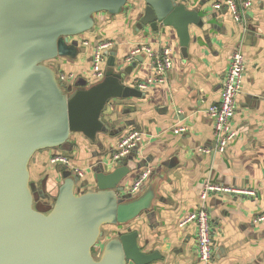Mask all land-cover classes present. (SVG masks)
Segmentation results:
<instances>
[{
  "label": "crops",
  "instance_id": "crops-1",
  "mask_svg": "<svg viewBox=\"0 0 264 264\" xmlns=\"http://www.w3.org/2000/svg\"><path fill=\"white\" fill-rule=\"evenodd\" d=\"M218 1L186 0V7L197 9L205 20L202 26H189L185 54L174 28L159 25L152 31L149 26H139L145 3L130 0L121 13L95 14L92 30L77 36L74 59L53 60L56 70L76 75L73 89L89 88L104 80L90 84L87 74L95 44L108 40L118 69L135 63L124 80L125 85L132 86L151 74L143 55L127 62L136 45L148 44L156 51L167 46L171 50L172 65L163 82L142 90L140 97H115L107 102L100 115L104 128L99 131L102 138L106 137L105 144H87L95 143L99 134L93 141L87 138L80 142L74 133L70 152L39 151L29 166L30 173L37 174L36 184L48 178L46 191L50 194L62 181L58 173L62 165L51 164L49 159L63 153L71 166L84 172L77 187L93 188V168L101 163L113 170L117 165L110 162V156L117 141L130 130L140 131L139 145L121 159L133 161L135 168L120 185L128 193L134 180L149 170L138 191L152 187V209L123 226L113 225L107 238L117 232L137 231L142 249L158 251L161 256L149 264H205L197 254L195 224L180 222L202 203L200 195L206 183L254 192V196L211 192L205 199L212 225L210 264H264V221L254 222L264 214V0H252L242 22H236L225 7L214 8ZM235 49L245 58L241 91L231 117L236 136L223 153H218L207 109L218 100ZM108 59L106 55V67ZM179 128L184 130L175 131ZM45 201L49 204L52 199Z\"/></svg>",
  "mask_w": 264,
  "mask_h": 264
},
{
  "label": "water",
  "instance_id": "water-1",
  "mask_svg": "<svg viewBox=\"0 0 264 264\" xmlns=\"http://www.w3.org/2000/svg\"><path fill=\"white\" fill-rule=\"evenodd\" d=\"M128 1L0 0V264H149L161 258L142 249L137 231L105 236L106 226H123L152 209L151 186L130 194L120 185L133 161L120 160L113 170L96 165L94 186L84 190L73 171L60 168L62 181L50 194L48 178L38 190L29 167L39 151L70 152L74 133L95 140L111 98L142 96L124 84L135 63L118 69L114 52L107 53L104 80L89 88L66 86L48 64L74 59L75 37L94 27L95 14H118ZM143 1L139 26L174 28L185 54L189 26L205 20L198 10L186 0Z\"/></svg>",
  "mask_w": 264,
  "mask_h": 264
},
{
  "label": "built area",
  "instance_id": "built-area-1",
  "mask_svg": "<svg viewBox=\"0 0 264 264\" xmlns=\"http://www.w3.org/2000/svg\"><path fill=\"white\" fill-rule=\"evenodd\" d=\"M252 4V0H221L214 4V8L221 9L225 7L236 22H242L247 8ZM76 41L77 37H75ZM84 42L83 45H87ZM112 42L102 40L95 44L92 56L91 67L88 70L87 79L91 83L101 81L105 77L106 71V55ZM171 50L169 47H163L160 51H156L148 44L136 45L127 57V62H131L135 56L143 55L149 64L151 74L144 81H136L132 87L142 91L149 86L163 82L166 78V72L172 65ZM245 70V58L239 49H235L230 56L227 70L223 76L221 90L218 100L210 105L207 109V114L213 122V133L216 143V151L223 153L229 143L236 136V130L231 124V117L236 107V97L241 91L243 75ZM57 78L60 79L66 86L72 85L76 75L74 73H66L57 70ZM131 86V85H130ZM183 128L175 129L179 132ZM142 140V133L138 130H130L126 132L118 141L110 156L111 163H117L122 158H125L135 149ZM51 164H60L62 168L69 169L78 177L83 176V170L71 166L69 158L63 153H55L50 157ZM149 170L143 171L133 182L128 193L135 194L142 186L147 178ZM211 192L233 193L240 192L247 196H254L253 190L242 189L237 190L233 187H219L206 183L201 192L200 198L202 203L197 209L187 214L180 222V225L192 222L196 227V249L199 259L205 264H210L213 258V242H212V225L209 212L205 205V199ZM264 221V214L258 215L254 222Z\"/></svg>",
  "mask_w": 264,
  "mask_h": 264
},
{
  "label": "rangeland",
  "instance_id": "rangeland-1",
  "mask_svg": "<svg viewBox=\"0 0 264 264\" xmlns=\"http://www.w3.org/2000/svg\"><path fill=\"white\" fill-rule=\"evenodd\" d=\"M130 1V0H129ZM101 13H103V14H106V12H101ZM121 13V12H120ZM107 15V14H106ZM109 15V14H108ZM114 15H116V14H114ZM113 16V15H112ZM92 30V29H91ZM90 31V30H89ZM89 31H87V33L89 32ZM86 33V32H85ZM48 64L49 65H52L53 64V61L52 62H48ZM99 135H98V137H97V140L95 141V143H91V142H88L87 144H89V145H94V144H96L97 142H100V143H102V144H105L106 142H107V140H106V137H105V139L104 138H102V134H101V132H99L98 133ZM75 135H77L78 137H77V139L80 141V142H84V141H87V138L84 136V135H82V134H75ZM102 139H104L103 141H101ZM58 151H61L60 149H57ZM63 152V151H62ZM33 159V157L31 158V160ZM31 160H30V162H31ZM29 166H30V163H29ZM66 171H68V169H65ZM37 177V174L35 173V171H32V173H31V181H33L34 182V179ZM111 227L112 226H106L105 227V236L106 235H109L110 234V232H109V229L111 230ZM112 232V231H111ZM116 234V233H115ZM114 234V235H115ZM107 240V238H102V239H100V242H99V244H102V243H104L105 241Z\"/></svg>",
  "mask_w": 264,
  "mask_h": 264
},
{
  "label": "flooded vegetation",
  "instance_id": "flooded-vegetation-1",
  "mask_svg": "<svg viewBox=\"0 0 264 264\" xmlns=\"http://www.w3.org/2000/svg\"><path fill=\"white\" fill-rule=\"evenodd\" d=\"M36 184V183H35ZM42 180L40 181V183L39 184H37V188H38V190H39V188H40V190L42 191Z\"/></svg>",
  "mask_w": 264,
  "mask_h": 264
},
{
  "label": "trees",
  "instance_id": "trees-1",
  "mask_svg": "<svg viewBox=\"0 0 264 264\" xmlns=\"http://www.w3.org/2000/svg\"><path fill=\"white\" fill-rule=\"evenodd\" d=\"M70 86H72V85H70ZM51 198H52V197H51ZM96 252H97V251H93V253H95V254H96Z\"/></svg>",
  "mask_w": 264,
  "mask_h": 264
}]
</instances>
